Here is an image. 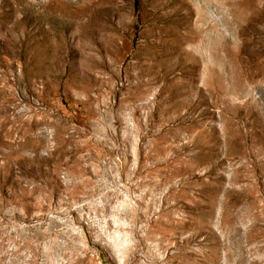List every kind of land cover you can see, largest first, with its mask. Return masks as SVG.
Instances as JSON below:
<instances>
[{
  "label": "rangeland",
  "instance_id": "obj_1",
  "mask_svg": "<svg viewBox=\"0 0 264 264\" xmlns=\"http://www.w3.org/2000/svg\"><path fill=\"white\" fill-rule=\"evenodd\" d=\"M0 264H264V0H0Z\"/></svg>",
  "mask_w": 264,
  "mask_h": 264
}]
</instances>
